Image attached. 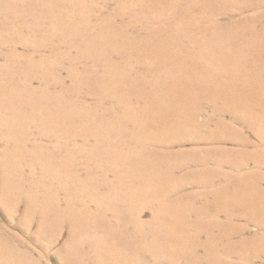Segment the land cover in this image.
<instances>
[{
  "label": "bare ground",
  "instance_id": "obj_1",
  "mask_svg": "<svg viewBox=\"0 0 264 264\" xmlns=\"http://www.w3.org/2000/svg\"><path fill=\"white\" fill-rule=\"evenodd\" d=\"M207 4L206 0H0V145L4 147L0 171L11 172L4 176L0 201L7 216L13 217L20 195L27 191L21 185L27 176L14 171L27 167L42 172L28 180L30 186L79 189L70 193L76 202L90 198L93 193L88 189H92L109 202L97 220L89 215V206L79 203L67 208L64 218L62 192L56 190L51 202L26 199L22 223L29 227L38 214L44 240H53L52 235L68 224V240L60 246L63 264L99 259V239L107 240L108 253L117 254L119 247L124 249L116 240L125 231L119 224L122 217L138 231L155 229L163 211L154 205L175 197H182L180 202L188 206L185 217L189 220L203 219L204 210L216 218L223 215V232L194 234L188 226L182 242L172 244L165 238L153 256L140 264H218L201 260L203 248L241 251L229 257L237 264H264V234L245 236L246 227L234 221L244 217L264 230V214H251V199L245 198L253 189L247 185L241 199H236L227 186L221 187L212 193L214 205L203 204L200 210L191 207V199L199 195L186 194L184 183L196 178L184 170L182 157L173 152L169 141L176 139L180 125L197 132L209 122L220 121L221 113L228 110L245 125L254 122L257 111L263 113L259 107L245 108L249 101L244 91L232 89L218 72L225 68L231 76H264V32L259 31L264 27V0H233L231 7L241 8L242 15L249 17L250 31L240 28L219 35L218 23L232 19L236 11L226 10L225 1L205 8ZM252 42L255 49L247 45ZM186 62H198V66ZM73 65L76 69H71ZM193 73L199 77L190 83ZM215 101L232 105L219 111ZM203 102L211 104V117L203 113ZM49 106L58 111L26 112ZM199 118L208 120L199 122ZM215 129L211 138H220L226 130L233 132L218 125ZM245 158V164L244 159L234 165L223 159L217 165L228 162V167L241 168L247 165ZM258 158L264 160L259 154L248 156L249 162L264 166ZM162 179L169 190L165 195L158 191ZM210 180L204 179L207 185ZM235 208L237 215H233ZM146 210L151 212L148 224L142 222ZM98 229L101 236L95 237ZM11 239L0 235L1 264L43 263L19 241L13 242L17 247L11 246ZM90 245L93 251L85 253Z\"/></svg>",
  "mask_w": 264,
  "mask_h": 264
},
{
  "label": "rangeland",
  "instance_id": "obj_2",
  "mask_svg": "<svg viewBox=\"0 0 264 264\" xmlns=\"http://www.w3.org/2000/svg\"><path fill=\"white\" fill-rule=\"evenodd\" d=\"M206 1L209 2L210 4H207L205 8L210 5H215L217 3H221L225 1L226 10H229L231 12L236 11L232 14V19L230 17L229 19H224L223 22L218 23L217 29H216L218 30V33L216 35H219L220 33H223L226 31H234L240 28L248 29L247 25H248L249 17H244L242 15L241 8H239L238 10H235L234 8L231 7V3L233 2V0H206ZM107 10L108 8L106 9V11ZM259 31L264 32V27L263 28L261 27ZM2 32L3 31L0 28V33ZM0 44H3V42H0ZM247 45H249L252 49H255L253 42ZM261 46L264 47V45H261ZM18 52H21V50L18 49ZM187 65L190 67L196 68V66H198V62H196V64L194 62H188ZM203 67L205 66L203 65ZM71 69H76V65H73ZM218 73L225 75L224 77L226 78V80L229 82L231 86H233L232 89H241L244 91L245 93L244 99L249 101L248 104L244 106L245 108L251 109V111H253L251 106H255L256 109L259 107L258 109L262 110L263 113L260 114L257 111L254 122L252 124L247 123V125L240 122L237 117V113H233L230 110H228L227 113H221L219 117L220 121H217L216 123L209 122L207 123L208 127H206L203 130L197 131V132L195 131L193 127H190V126L186 127V126L180 125L181 130L179 129V133H178L180 135L178 136L177 134V137H175L176 139H171V140L169 139V141L172 146L173 152L176 153V155L179 154L178 157L180 158L182 157L181 160L184 161L183 163H185L183 165L185 168L184 170L188 171L190 174L192 172L193 173L191 174L192 179L193 178L197 179V180L196 179L194 180L195 182H193L192 180L193 183H184L185 192L186 194L194 193L195 196L199 195L198 198L191 199L192 201L191 204L193 203L191 207L197 210H200L204 206L203 204L207 203V204L214 205L215 199L212 193L215 192V190L220 189L221 187L227 186L228 194L230 192V195L234 196L236 199L238 198L241 199L243 188L249 185L250 188L253 190H252V193L250 192L246 193L249 196L246 195L245 198L247 201L251 199V203H248L249 205L248 207L251 209L250 213L253 214L255 212V213L264 214V166L255 164L254 162H252L253 160H250L249 162V159H248V156L249 155L251 156L253 154H259L260 156H264V141H263L264 140V76H254V75H249V74L231 76L229 75L230 71L226 70L225 68H223V70H221ZM191 77L193 78L188 80L190 83L193 82L197 77H199V75L193 73ZM259 82H262L261 87L254 86V84L259 83ZM259 94L261 96H259ZM215 102L218 105L219 111L221 110V106H231L232 105V103H228L225 101H215ZM201 106L203 109V113H205L206 116L211 117L212 115L211 114L212 108L210 107L211 104L208 102H203ZM38 109L39 108H29V110L26 112L58 111V110H54V108L50 106L48 108L40 107V109L39 110ZM21 112L24 113L23 108L21 109ZM240 113L242 114V112ZM206 120L208 119L199 118V122L206 121ZM216 125L220 127H224V128L226 127L227 129H231L233 130V132H228V130H226L223 135H221V133L219 134L220 138H211L210 137L211 134L213 132H216V129H215ZM183 130L186 133L183 132ZM188 130H190L189 131L190 133L188 132ZM175 131L177 130H173V132ZM1 137L2 136L0 135V143H2ZM244 141L245 142L247 141L248 143L246 146H243L242 144V142ZM3 148L4 147L1 144L0 154L3 152ZM186 152H188V154H186ZM246 155H247V165L245 167L239 168L237 166H231V167L227 166L228 162H232L234 165L235 163H239L243 159H244V164H245ZM162 157L163 156H161V158ZM223 159L228 162L226 163V165H222V166L220 165L218 168V165H217L218 161L219 160L221 161ZM193 160H195L194 163H193ZM257 160L263 161L264 163L263 159L258 158ZM53 168L54 169H52V171H54L53 173H55L56 168L55 167ZM8 171L9 170L2 171V172L0 171V198L1 199H2L1 191L4 190V187H5V183L3 181L4 176H7V175L10 176L11 174V172L10 171L8 172ZM23 171L22 170L20 172L19 170H17V172L14 171L15 174L22 175L23 173L27 176L25 180V184L21 183L23 188L26 189L27 191L20 195V198L22 200L19 198L20 203L18 204L17 210L15 211V214L13 215L12 218H9L7 216L8 210L6 209L5 211V206L2 205L3 204L2 200L0 201V227H1L0 235L4 238H9V237L12 238L11 240L13 241H11V244H10L11 246L12 245L15 246V244H17V243H13L14 240H17V242L19 241L21 246L25 247L26 250L28 249V251L34 255L35 259L39 258L40 261L43 262V263L40 262L42 264H63V260H62L63 252L60 249L68 240V229H69L68 224H64L62 228L58 231L59 233L52 235L54 236L53 240L51 241L44 240L40 232L42 231L41 230L42 220L38 214L35 215L36 218L33 217V220L31 221V224L29 225V227H26L22 223L21 218L22 216H24V213L26 212V209H27L26 199L30 197L29 199H32L33 201L36 200L37 203H40L41 201H47V200H50L51 202L52 200L51 196H53L52 194H54L56 191L57 192L59 191V193L62 192L61 194H59V198L61 199L63 203L62 209L66 210V212H64L65 214L64 218L67 215V208H70L74 206V204L79 203L78 205H80L81 207L89 206L90 207L89 215L93 216L97 220H99L100 212L106 211L104 210L106 209L105 206H108L109 208V204H108L109 202L108 200H106L105 197H100L99 194H97L96 191L92 189H88L90 190L91 193H93L92 194L93 197L91 196L92 198L90 197V198L83 199V200L77 199V202H76L70 193H72V191L74 192L75 190L79 192L80 191L79 189H75V188L72 189V187L70 188L69 186H67L69 188L68 189L64 185L62 186L57 185V187H54V185L50 186V185H44V184L38 187L34 185L30 186V183L28 180H30V178L32 177L35 178L36 176H38V174H41L42 172L40 170H34L32 167L30 168L27 167ZM157 173L159 175H162L161 171H158ZM176 173H178V171ZM177 175L179 176L180 174H177ZM205 177H208L211 179L210 180L211 183H209L208 185L207 183H205L206 181H204ZM47 187L48 189L50 187V189L48 190ZM63 189H64V192L62 191ZM41 191L47 192L48 196H45L46 198L41 197L40 195L43 193V192L40 193ZM158 191H160L163 195H165L169 191L168 188L165 187L163 179L161 180ZM206 195H209V196H207V199L205 201L204 197ZM70 197L72 199H70ZM181 198L182 197L167 198L166 201L156 203L154 205L156 209L158 208L159 210L163 211L161 215L156 218L157 225L155 229L143 227L140 231H138L134 229V227L130 224V222L128 221L126 217H122L119 220V224L125 229V231L119 236H117L116 240L124 249L119 247V252L117 254H110L104 249L105 245L107 244V240L99 239L98 245L101 248L99 252L100 258L97 260H92V261L87 259L85 261V264H140V262L143 259H146L148 257L151 258L153 256L152 254L154 253L155 250L158 249V247H161L162 242L165 238H168L172 244L177 243V242L179 243L182 242L187 236L188 226L193 227L192 231L194 232V234H196L198 231H204V232L216 231L218 233L223 232V225H224L223 220H225L223 215H220L219 218H216L212 215H208L207 212L204 210L202 212L203 219L194 217L189 220L188 218L185 217L188 206L180 202ZM88 201H89V204H88ZM118 209L123 210L124 207L119 206ZM237 214H238V211L236 210V208L233 209V215H237ZM142 215H143L142 222L148 224L150 222L151 212L146 210L144 214ZM249 218L252 219L253 216H250ZM65 220H66L65 223H67V219ZM234 221L236 224L238 225L243 224V227H246L245 230L247 232L245 231V234H246L245 236H249V234L250 235H257L260 233L264 234V230L260 229L254 223L253 224L248 223L247 222L248 220L244 217L242 218L236 217ZM260 230H262V232ZM101 231L102 229H98L96 235L94 234V236L95 237L101 236L100 235L102 233ZM37 242L40 244L39 247L37 246ZM17 245L15 247H17ZM53 245L54 247H52ZM92 251H93V245H90L86 248L85 253H91ZM172 251L176 255H181V253H179L175 248H172ZM239 252L241 251H237L233 249L212 250V249L203 248L199 255H200L201 260L202 261L205 260L206 262L217 261L218 264H226L227 262H229L230 264H237L235 262L237 261L235 260V258H233L234 260H230L229 257L235 256ZM109 256L113 259H118L120 262L113 263L109 261L107 258ZM179 262L181 263V261ZM256 264H259V263H256Z\"/></svg>",
  "mask_w": 264,
  "mask_h": 264
}]
</instances>
